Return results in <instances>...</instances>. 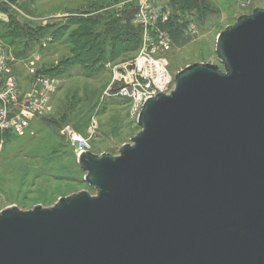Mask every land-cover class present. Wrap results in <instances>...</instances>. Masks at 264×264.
Segmentation results:
<instances>
[{
	"label": "water",
	"instance_id": "1",
	"mask_svg": "<svg viewBox=\"0 0 264 264\" xmlns=\"http://www.w3.org/2000/svg\"><path fill=\"white\" fill-rule=\"evenodd\" d=\"M214 51L221 68L146 99L117 155L78 156L94 196L0 211V264H264V9Z\"/></svg>",
	"mask_w": 264,
	"mask_h": 264
},
{
	"label": "rangeland",
	"instance_id": "2",
	"mask_svg": "<svg viewBox=\"0 0 264 264\" xmlns=\"http://www.w3.org/2000/svg\"><path fill=\"white\" fill-rule=\"evenodd\" d=\"M160 1L179 15L166 26L170 49L160 55L173 77L196 63L218 65V34L239 16L264 9V0H253L247 9L238 0ZM136 3L0 0V44L11 58L18 102L32 108L35 97L28 95L41 85L37 80L54 81L43 112L28 115L23 137L0 132V211L49 208L81 191L94 196L77 165L78 152L117 155L139 132L124 101L104 97L113 79L110 67L131 61L139 48L141 31L133 25ZM129 32L137 34L138 43L130 42ZM74 135L87 147L74 143Z\"/></svg>",
	"mask_w": 264,
	"mask_h": 264
},
{
	"label": "built area",
	"instance_id": "3",
	"mask_svg": "<svg viewBox=\"0 0 264 264\" xmlns=\"http://www.w3.org/2000/svg\"><path fill=\"white\" fill-rule=\"evenodd\" d=\"M242 9H247L253 0H238ZM133 25L141 31L140 43L131 61L116 64L112 69L113 79L104 91V97L123 100L128 116L135 122L147 98H155L158 94H167L174 87V77L169 73L160 59V55L170 49L171 41L165 31L166 26L174 18L171 9L160 5V0H136ZM3 21L0 13V22ZM194 27H191V29ZM194 30V29H193ZM11 58L1 49L0 44V132H12L23 137L28 130V115L43 112L47 92L54 81L41 80V85L28 97H35L32 108L18 102L20 93L15 85L9 63ZM29 110H26V109ZM26 118L21 120L19 114ZM23 113H26L23 114ZM72 141L80 146L86 142L77 135ZM87 147V146H86ZM87 151V150H86ZM85 150L78 152L79 156Z\"/></svg>",
	"mask_w": 264,
	"mask_h": 264
},
{
	"label": "trees",
	"instance_id": "4",
	"mask_svg": "<svg viewBox=\"0 0 264 264\" xmlns=\"http://www.w3.org/2000/svg\"><path fill=\"white\" fill-rule=\"evenodd\" d=\"M177 1L179 2V4L181 3L180 0H177ZM183 4H184V3H183ZM183 4H182V5H183ZM177 9H179V8L177 7ZM178 17H179V16H178ZM175 19H177V17H176ZM135 29L137 30V32H139V30H138L139 28H138V29L135 28ZM8 34H9V36H10V31H9ZM128 35H129V37L131 36V37H130V38H131V39H130V42L132 41V42H135V43L137 42V43H138V41H137V38H138L137 34H135L134 32H129ZM133 38H134V39H133ZM139 38H140V36H139ZM1 39L4 40V42L6 41V39H3V38H1ZM5 43H6V42H5Z\"/></svg>",
	"mask_w": 264,
	"mask_h": 264
},
{
	"label": "bare ground",
	"instance_id": "5",
	"mask_svg": "<svg viewBox=\"0 0 264 264\" xmlns=\"http://www.w3.org/2000/svg\"><path fill=\"white\" fill-rule=\"evenodd\" d=\"M77 159H78V157H77Z\"/></svg>",
	"mask_w": 264,
	"mask_h": 264
}]
</instances>
